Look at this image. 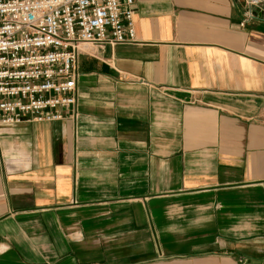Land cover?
<instances>
[{
	"label": "crops",
	"instance_id": "obj_1",
	"mask_svg": "<svg viewBox=\"0 0 264 264\" xmlns=\"http://www.w3.org/2000/svg\"><path fill=\"white\" fill-rule=\"evenodd\" d=\"M133 9L72 117L1 129L0 264H264V0Z\"/></svg>",
	"mask_w": 264,
	"mask_h": 264
},
{
	"label": "built area",
	"instance_id": "obj_2",
	"mask_svg": "<svg viewBox=\"0 0 264 264\" xmlns=\"http://www.w3.org/2000/svg\"><path fill=\"white\" fill-rule=\"evenodd\" d=\"M261 2L241 0L240 27L258 19ZM133 4L0 0V131L72 117L79 55L97 57L108 45L133 41Z\"/></svg>",
	"mask_w": 264,
	"mask_h": 264
}]
</instances>
